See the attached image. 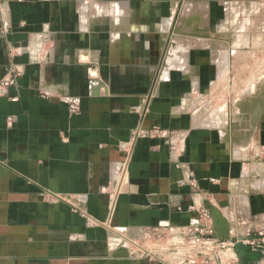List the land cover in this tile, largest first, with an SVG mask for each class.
Wrapping results in <instances>:
<instances>
[{
    "label": "crops",
    "instance_id": "1",
    "mask_svg": "<svg viewBox=\"0 0 264 264\" xmlns=\"http://www.w3.org/2000/svg\"><path fill=\"white\" fill-rule=\"evenodd\" d=\"M172 7L0 0V264H170L165 245L131 240L201 205L235 234L264 228V71L243 77L257 89L236 110L192 114L197 93L231 84L213 47L169 65ZM14 63L23 74L3 86ZM246 250L242 264H264Z\"/></svg>",
    "mask_w": 264,
    "mask_h": 264
},
{
    "label": "rangeland",
    "instance_id": "2",
    "mask_svg": "<svg viewBox=\"0 0 264 264\" xmlns=\"http://www.w3.org/2000/svg\"><path fill=\"white\" fill-rule=\"evenodd\" d=\"M172 1L167 24L170 30L166 49L169 65L189 63L190 51H194V47H213L218 55L217 62L223 68L221 78L231 84L197 93L191 107L192 114L204 112L210 115L213 111L228 113L231 109L236 110L232 103L257 89L242 87L243 77L257 78L258 70L264 71V0ZM231 50L234 55L230 54ZM257 92L250 93L251 97ZM228 103H231L230 107ZM138 240L143 249L151 248L148 240Z\"/></svg>",
    "mask_w": 264,
    "mask_h": 264
},
{
    "label": "built area",
    "instance_id": "3",
    "mask_svg": "<svg viewBox=\"0 0 264 264\" xmlns=\"http://www.w3.org/2000/svg\"><path fill=\"white\" fill-rule=\"evenodd\" d=\"M22 74V68L14 63L9 66L8 76L1 83L6 87L13 86ZM78 109L76 103L70 104L72 113L77 112ZM168 132L171 135V150L177 153L179 136H175L172 131L153 126L145 133L161 136ZM190 185L194 192H197L198 183L194 178L191 179ZM194 212L196 216L193 221L177 229L179 234L176 233V229L172 230L167 226L159 225L145 228L141 238L148 240L152 245H165L167 256L172 260L170 264H242V257L237 250L238 245L264 253V228H247L240 234H235L230 229L228 237L224 238L218 236L212 213L207 206L201 205ZM131 243L143 249L140 247L139 240H131Z\"/></svg>",
    "mask_w": 264,
    "mask_h": 264
},
{
    "label": "water",
    "instance_id": "4",
    "mask_svg": "<svg viewBox=\"0 0 264 264\" xmlns=\"http://www.w3.org/2000/svg\"><path fill=\"white\" fill-rule=\"evenodd\" d=\"M207 208H209V210L212 213L214 225L216 227L218 236L224 237V238L228 237L229 225L227 221L225 220V218L222 216L221 212L212 206L207 205ZM237 250L239 251L242 258L246 256L247 250L243 245H238Z\"/></svg>",
    "mask_w": 264,
    "mask_h": 264
},
{
    "label": "trees",
    "instance_id": "5",
    "mask_svg": "<svg viewBox=\"0 0 264 264\" xmlns=\"http://www.w3.org/2000/svg\"><path fill=\"white\" fill-rule=\"evenodd\" d=\"M244 264V263H243Z\"/></svg>",
    "mask_w": 264,
    "mask_h": 264
}]
</instances>
